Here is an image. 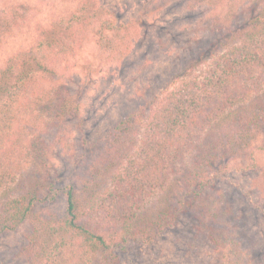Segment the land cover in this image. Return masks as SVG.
Instances as JSON below:
<instances>
[{"label":"trees","instance_id":"trees-1","mask_svg":"<svg viewBox=\"0 0 264 264\" xmlns=\"http://www.w3.org/2000/svg\"><path fill=\"white\" fill-rule=\"evenodd\" d=\"M67 1L71 8L37 25L33 42L0 66V234L29 224L16 251L25 264H113L121 244L151 243L190 217L210 244L209 264H249L216 180L230 159L249 150L251 165L253 149L264 153L250 147L264 129V0H135L126 19L105 0ZM32 11L25 2L0 9V48ZM158 11L174 15L170 25L193 22L196 42L89 139L81 114L88 84L72 81L68 61L91 44L77 65L85 76L130 65ZM58 159L69 164L66 176ZM241 167L259 172L249 190L264 199V167Z\"/></svg>","mask_w":264,"mask_h":264},{"label":"rangeland","instance_id":"rangeland-1","mask_svg":"<svg viewBox=\"0 0 264 264\" xmlns=\"http://www.w3.org/2000/svg\"><path fill=\"white\" fill-rule=\"evenodd\" d=\"M22 2L36 11L35 16L23 30L8 37L0 48V66L8 55L33 42L37 25L47 23L57 15L58 10L62 9L65 12L72 7L67 0H0V9L8 4ZM104 4L117 8L123 19L128 18L137 8L135 0H105ZM157 13L156 18L151 21L155 25L143 27L139 39L134 42V53L128 57L130 65H123L120 68L116 64L101 65L91 73L90 77L85 76L77 65L94 51L91 44L86 45L81 54L68 61L69 64L74 65L69 67L73 71L70 74L72 81L76 80L77 75L84 84H88L82 100L81 114L89 139L92 140L107 132L128 111V106L141 92L142 84L145 85L147 81L165 80L170 72L169 66L179 62L178 59L181 61L185 58L184 54L189 53L185 49L188 46L193 47L191 41L196 42L197 38H194L192 30L193 22L184 18L181 22L170 25L173 14L164 11ZM194 21L196 24L201 23L199 17ZM83 75L86 80L83 79ZM252 146L264 147V129L254 135L250 142V147ZM253 151L255 159L253 164L264 167V153L257 148ZM55 163L61 170L60 175L66 176L69 172V164L61 159L55 160ZM249 163V150L239 154L235 159H230L218 176L216 185L224 191L233 207L235 218L232 221L237 225L236 232L238 231L236 237L241 239V248L246 253L247 262L263 264L264 199L262 195L257 194V191L254 192V189L249 190L254 178L259 174L257 171L252 172V167L242 169L241 166L248 168L253 165ZM52 208L58 213L63 211L61 197L55 201ZM193 227L190 217H182L174 225L162 231L151 243L130 240L124 245L121 244L122 246L114 250L116 258L113 264H209L210 244L205 239H198ZM28 228L29 224L25 222L13 231L0 234V264H25L23 258L16 257V251L25 244L24 234ZM97 260L102 262L103 258Z\"/></svg>","mask_w":264,"mask_h":264}]
</instances>
